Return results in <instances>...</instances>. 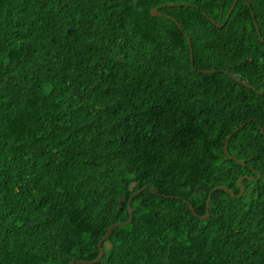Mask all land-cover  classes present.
Segmentation results:
<instances>
[{
    "label": "trees",
    "instance_id": "16d2710c",
    "mask_svg": "<svg viewBox=\"0 0 264 264\" xmlns=\"http://www.w3.org/2000/svg\"><path fill=\"white\" fill-rule=\"evenodd\" d=\"M233 1L0 0V264L96 259L143 187L98 264H264V0Z\"/></svg>",
    "mask_w": 264,
    "mask_h": 264
},
{
    "label": "water",
    "instance_id": "95a60500",
    "mask_svg": "<svg viewBox=\"0 0 264 264\" xmlns=\"http://www.w3.org/2000/svg\"><path fill=\"white\" fill-rule=\"evenodd\" d=\"M238 1H239V0H234V1H233L232 7H231V9H230V11H229V14H230V13L232 12V10L236 7V5L238 4ZM171 6H174V5H171ZM251 12H252V16H253V19H254V22H255V26H256L257 32H258V34H259V31H258V25H257V23H256L254 13H253V11H251ZM152 15H153V16H163L162 14H160V13L157 11V9H153V10H152ZM174 22H175L176 25L180 28L179 23H178L176 20H174ZM185 37H187V41H188V44H189V49H190L191 54H192V52H193V47H192L191 39H189V37H188V35H187L186 33H185ZM261 40H262V39H261ZM246 124H247V122L244 123V124H242L238 129H236L235 132H238V131H239L241 128H243ZM261 130H262V128H261ZM228 144H229V138L227 139V142H226V145H225V148H224V149H225V152H226L227 155H229V152H228ZM231 159L235 160L233 157H231ZM244 164H245V163H244ZM246 178H249V177H242V178L239 180V182H238L239 185H240V187H241V193H240V196H241V195L244 193V191H245L242 182H243V180H245ZM249 179H251V178H249ZM135 187H136V183L134 182V183L131 184L129 190H130L131 192H134ZM201 189L203 190L202 187H198V188H197V192H199ZM218 189H221V188H218ZM218 189H217V190H218ZM145 190H147V187H143L141 190L135 192V193L132 195V197H131V199H130V202H129V214H130V219H129V221L126 222V223H118V224H115V225H113V226H111V227L109 228V230H108V232L106 233L104 239L101 241V244H99V257H98L95 261H91V262H88V263L78 261V262H77L78 264H95V263L99 262V261L103 258L104 250H105V251H109V250H111L112 247H111L110 243H109L108 241H106V240H108V238H109V237L111 236V234H112V231H113L116 227H117V228H120V227H126V226L132 224L133 219H134V215H133V210H132V208L130 207V204H131L132 200H133L136 196L140 195V194H141L143 191H145ZM221 190H223V189H221ZM215 191H216V190H212V192L210 193V196H209V199H208V204H207V209H206V214H205L204 216H201V217H200L202 220H205V219H207V218L210 216V213H209V211H210V200H211V196H212V194H213ZM151 192L154 193L156 196H161V197H164V198H167V199L170 198L169 196H164V195L159 194L158 191H157L156 189H154V188L151 189ZM137 193H138V194H137ZM123 205H124V204L122 203V206H123ZM187 205H188L190 211H191L195 216H198V215L195 213V209L193 208V206L190 205L189 203H187ZM103 241H106L105 244H104V248L102 247V243H103ZM71 264H75V263L72 262Z\"/></svg>",
    "mask_w": 264,
    "mask_h": 264
},
{
    "label": "clouds",
    "instance_id": "9594fccd",
    "mask_svg": "<svg viewBox=\"0 0 264 264\" xmlns=\"http://www.w3.org/2000/svg\"><path fill=\"white\" fill-rule=\"evenodd\" d=\"M171 5H174V6H171ZM176 6H182V4H179V5H176V4H165L163 7H176ZM231 7H232V5H231ZM231 9V8H230ZM157 11L159 12V10H158V8H157ZM160 13V12H159ZM160 14H162L163 16L165 15V14H163V13H160ZM186 39H187V37H186ZM190 39V38H189ZM192 42V41H191ZM187 43H188V41H187ZM188 46H189V44H188ZM192 47H193V45H192ZM190 55H191V58H192V60H193V56H194V54H193V52H192V54H191V51H190ZM211 73H214V72H211ZM246 123V122H245ZM247 123H249V122H247ZM244 124V123H243ZM242 125V124H241ZM240 125V126H241ZM247 125V124H246ZM239 126V127H240ZM238 127V128H239ZM238 128H236V129H238ZM242 129V128H241ZM240 129V130H241ZM236 131V130H235ZM234 131V133H237V132H235ZM229 138V142H230V138H231V135L230 136H228L227 138H226V142H227V139ZM226 142H225V145H226ZM228 146H229V144H228ZM224 148H225V146H224ZM224 152H225V149H224ZM228 152H229V150H228ZM226 153V152H225ZM228 156V158H230L231 159V157H233L235 160L234 161H237V162H239V163H241V164H243V165H245L244 164V162L243 161H241L240 159H238L237 157H235V156H233L230 152H229V155H227ZM231 160H233V159H231ZM242 177H249V178H251V179H249V178H246L245 180H255L256 178H254V177H252V176H242ZM242 177H240L239 178V180L242 178ZM259 178H261V174H259L258 173V177H257V179H259ZM239 180H238V182H239ZM245 180H243V182L245 181ZM243 182H242V184H243ZM238 185H239V183H238ZM198 187H202V186H198ZM197 187V188H198ZM243 187H244V184H243ZM197 188H196V192H197ZM203 188V187H202ZM218 188H221V189H223V190H221V189H218ZM239 188L241 189V187H240V185H239ZM218 189V190H217ZM244 189H245V187H244ZM214 190H216V191H224V192H226V193H228V194H230V195H232V196H234L235 194L233 193V191L232 190H229L228 188H226V187H222V186H220V187H217L216 189H214ZM246 190V189H245ZM200 191H204V188H203V190L201 189ZM199 191V192H200ZM215 191V192H216ZM199 192H197V193H199ZM212 192V191H211ZM210 192V193H211ZM214 192V193H215ZM213 193V194H214ZM240 193H241V191L239 192V194H237L236 196H237V198H242L243 196H244V194H245V191H244V193L240 196ZM213 194H212V196H213ZM165 196V195H164ZM209 196H210V194H209ZM212 196H211V200H212ZM170 198H168V199H171L172 197L171 196H169ZM162 198H164V197H162ZM131 199V198H130ZM167 199V198H166ZM208 199H209V197H208ZM211 200H210V204H211ZM129 202H130V200H129ZM123 204H124V202H122ZM207 204H208V200H207ZM131 205V204H130ZM131 207V206H130ZM121 210H123L124 209V205L122 206V204H121V208H120ZM206 209H207V205H206ZM133 210V209H132ZM196 213V212H195ZM130 215V214H129ZM133 215H134V212H133ZM201 217V216H200ZM130 219V218H129ZM129 221V220H128ZM127 221V222H128ZM115 225V224H114ZM131 225V224H130ZM113 226V225H112ZM129 226V225H128ZM108 232V231H107ZM106 235V234H105ZM105 237V236H104ZM110 238V237H109ZM109 238H108V240H106V241H108L109 243H110V241H109ZM104 239V238H103ZM102 239V240H103ZM101 240V241H102ZM101 241H100V243L99 244H101ZM106 241H103V243H102V247L104 248V244H105V242ZM110 245H111V243H110ZM111 247H112V245H111ZM98 249H99V245H98ZM111 250H112V248H111ZM111 250H109V251H111ZM109 251H105L104 250V254H105V252H109ZM99 257V254H98V256H97V258ZM96 258V259H97ZM103 258H104V255H103ZM103 258L99 261V262H97V263H95V264H98V263H100L102 260H103ZM96 259H94V260H91V261H95ZM78 261H81V262H85V263H88V262H91V261H83V260H78ZM78 261H72V262H74L75 264H78L77 262ZM71 262V263H72ZM70 263V264H71Z\"/></svg>",
    "mask_w": 264,
    "mask_h": 264
},
{
    "label": "snow or ice",
    "instance_id": "6c2138e0",
    "mask_svg": "<svg viewBox=\"0 0 264 264\" xmlns=\"http://www.w3.org/2000/svg\"><path fill=\"white\" fill-rule=\"evenodd\" d=\"M159 7H161V6H157V8H159ZM262 94H264V93H262ZM262 130H264V129H262ZM138 194V193H137Z\"/></svg>",
    "mask_w": 264,
    "mask_h": 264
}]
</instances>
